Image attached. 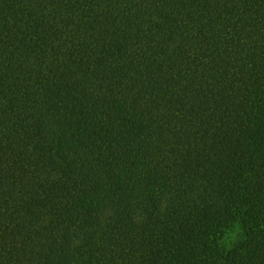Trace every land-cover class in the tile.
Masks as SVG:
<instances>
[{"label": "trees", "instance_id": "trees-1", "mask_svg": "<svg viewBox=\"0 0 264 264\" xmlns=\"http://www.w3.org/2000/svg\"><path fill=\"white\" fill-rule=\"evenodd\" d=\"M0 264H264V0H0Z\"/></svg>", "mask_w": 264, "mask_h": 264}]
</instances>
